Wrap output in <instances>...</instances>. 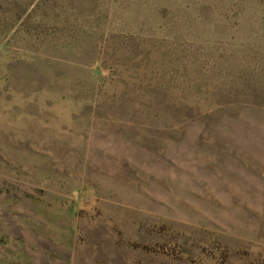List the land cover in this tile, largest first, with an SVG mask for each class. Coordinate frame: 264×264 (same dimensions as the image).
Returning a JSON list of instances; mask_svg holds the SVG:
<instances>
[{
  "label": "rangeland",
  "instance_id": "rangeland-1",
  "mask_svg": "<svg viewBox=\"0 0 264 264\" xmlns=\"http://www.w3.org/2000/svg\"><path fill=\"white\" fill-rule=\"evenodd\" d=\"M0 264H264V0H0Z\"/></svg>",
  "mask_w": 264,
  "mask_h": 264
},
{
  "label": "crops",
  "instance_id": "crops-1",
  "mask_svg": "<svg viewBox=\"0 0 264 264\" xmlns=\"http://www.w3.org/2000/svg\"><path fill=\"white\" fill-rule=\"evenodd\" d=\"M41 237H43V236H41ZM39 238H40V237H36V240H37V241H40V239H39Z\"/></svg>",
  "mask_w": 264,
  "mask_h": 264
}]
</instances>
